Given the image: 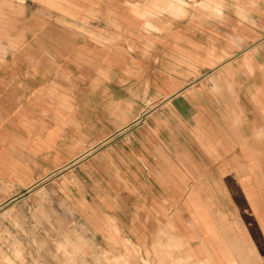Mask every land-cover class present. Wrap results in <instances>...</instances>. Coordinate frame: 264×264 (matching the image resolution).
Returning a JSON list of instances; mask_svg holds the SVG:
<instances>
[{"label":"crops","instance_id":"1","mask_svg":"<svg viewBox=\"0 0 264 264\" xmlns=\"http://www.w3.org/2000/svg\"><path fill=\"white\" fill-rule=\"evenodd\" d=\"M185 2L0 0V206L50 179L130 264H264V0Z\"/></svg>","mask_w":264,"mask_h":264},{"label":"rangeland","instance_id":"2","mask_svg":"<svg viewBox=\"0 0 264 264\" xmlns=\"http://www.w3.org/2000/svg\"><path fill=\"white\" fill-rule=\"evenodd\" d=\"M192 4L185 0H156L154 10L142 9L140 16L178 17ZM116 91L128 98L145 95L142 90L138 94L133 90L132 94L128 88ZM5 193L0 186V194ZM63 193L61 186L49 179L0 206V264H130L127 255L102 248L89 238L81 221L71 214Z\"/></svg>","mask_w":264,"mask_h":264},{"label":"bare ground","instance_id":"3","mask_svg":"<svg viewBox=\"0 0 264 264\" xmlns=\"http://www.w3.org/2000/svg\"><path fill=\"white\" fill-rule=\"evenodd\" d=\"M252 4H254V3H252Z\"/></svg>","mask_w":264,"mask_h":264}]
</instances>
